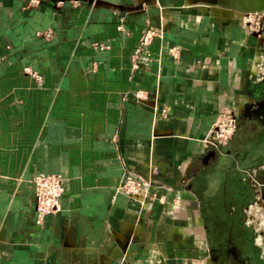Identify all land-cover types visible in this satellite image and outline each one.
<instances>
[{
    "label": "crops",
    "instance_id": "crops-1",
    "mask_svg": "<svg viewBox=\"0 0 264 264\" xmlns=\"http://www.w3.org/2000/svg\"><path fill=\"white\" fill-rule=\"evenodd\" d=\"M219 8L0 0V264H214L215 250L264 264V31ZM226 108L232 136L207 143ZM128 170L144 198L119 189ZM43 173L65 188L38 225Z\"/></svg>",
    "mask_w": 264,
    "mask_h": 264
},
{
    "label": "built area",
    "instance_id": "built-area-1",
    "mask_svg": "<svg viewBox=\"0 0 264 264\" xmlns=\"http://www.w3.org/2000/svg\"><path fill=\"white\" fill-rule=\"evenodd\" d=\"M38 0H30V3H36ZM61 2V1H59ZM76 2V1H75ZM119 29H123L124 15L120 17ZM238 20L246 25L249 30L257 33L264 31V12L260 13H243ZM51 30L45 32L49 36ZM156 30L150 24L144 28L138 43L131 55L132 68L136 69L144 56H150L147 49ZM94 45L103 48L107 45L104 43L94 42ZM173 56L177 57L176 50H171ZM150 92L147 89H137L134 91V97L137 101L147 100ZM236 128V118L233 111L229 108L222 109L218 112L216 120L206 138V142L217 146L226 145ZM34 195L36 198L35 222L42 225L47 214H56L60 210V198L65 188V178L60 173H43L35 174L32 177ZM147 182L135 172L128 170L125 172L120 183L119 189L127 196L132 198H144L147 189Z\"/></svg>",
    "mask_w": 264,
    "mask_h": 264
},
{
    "label": "water",
    "instance_id": "water-1",
    "mask_svg": "<svg viewBox=\"0 0 264 264\" xmlns=\"http://www.w3.org/2000/svg\"><path fill=\"white\" fill-rule=\"evenodd\" d=\"M118 1V0H117ZM187 4H203L236 10L242 13L264 12V0H185ZM260 205L264 214V193L261 194ZM210 264V263H209Z\"/></svg>",
    "mask_w": 264,
    "mask_h": 264
},
{
    "label": "flooded vegetation",
    "instance_id": "flooded-vegetation-1",
    "mask_svg": "<svg viewBox=\"0 0 264 264\" xmlns=\"http://www.w3.org/2000/svg\"><path fill=\"white\" fill-rule=\"evenodd\" d=\"M213 256L214 264H248L249 261L239 250H215Z\"/></svg>",
    "mask_w": 264,
    "mask_h": 264
},
{
    "label": "rangeland",
    "instance_id": "rangeland-1",
    "mask_svg": "<svg viewBox=\"0 0 264 264\" xmlns=\"http://www.w3.org/2000/svg\"><path fill=\"white\" fill-rule=\"evenodd\" d=\"M220 8H222V7H220ZM222 9H224L225 11H229L230 12V14H241L242 12H240V11H236V10H230V9H225V8H222ZM221 9V11H224V10H222ZM235 11V12H234Z\"/></svg>",
    "mask_w": 264,
    "mask_h": 264
},
{
    "label": "bare ground",
    "instance_id": "bare-ground-1",
    "mask_svg": "<svg viewBox=\"0 0 264 264\" xmlns=\"http://www.w3.org/2000/svg\"><path fill=\"white\" fill-rule=\"evenodd\" d=\"M213 7V6H212ZM217 7V6H216ZM220 10L222 9V8H219ZM222 10H224V9H222ZM228 10V9H227ZM235 12V11H234ZM232 15V14H231ZM243 15V13H241V14H237V16L238 17H241Z\"/></svg>",
    "mask_w": 264,
    "mask_h": 264
}]
</instances>
